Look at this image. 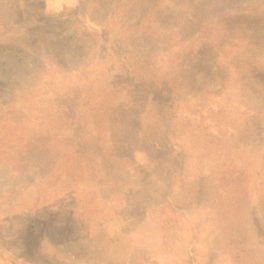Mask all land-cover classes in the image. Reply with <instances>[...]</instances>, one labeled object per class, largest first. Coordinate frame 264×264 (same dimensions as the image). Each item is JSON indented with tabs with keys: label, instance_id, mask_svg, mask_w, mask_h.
Returning <instances> with one entry per match:
<instances>
[{
	"label": "rangeland",
	"instance_id": "374dc122",
	"mask_svg": "<svg viewBox=\"0 0 264 264\" xmlns=\"http://www.w3.org/2000/svg\"><path fill=\"white\" fill-rule=\"evenodd\" d=\"M0 264H264V0H0Z\"/></svg>",
	"mask_w": 264,
	"mask_h": 264
},
{
	"label": "trees",
	"instance_id": "16d2710c",
	"mask_svg": "<svg viewBox=\"0 0 264 264\" xmlns=\"http://www.w3.org/2000/svg\"><path fill=\"white\" fill-rule=\"evenodd\" d=\"M50 21H55V22H58L59 23L60 22V18H54L53 17V18L50 19Z\"/></svg>",
	"mask_w": 264,
	"mask_h": 264
}]
</instances>
